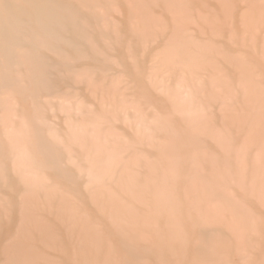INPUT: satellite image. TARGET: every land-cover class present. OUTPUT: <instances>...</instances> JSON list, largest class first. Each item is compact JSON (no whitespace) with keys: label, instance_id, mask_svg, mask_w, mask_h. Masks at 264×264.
<instances>
[{"label":"rangeland","instance_id":"1","mask_svg":"<svg viewBox=\"0 0 264 264\" xmlns=\"http://www.w3.org/2000/svg\"><path fill=\"white\" fill-rule=\"evenodd\" d=\"M0 264H264V0H0Z\"/></svg>","mask_w":264,"mask_h":264}]
</instances>
